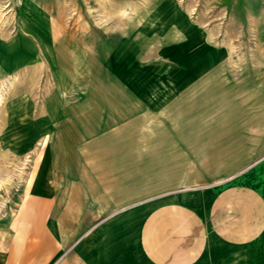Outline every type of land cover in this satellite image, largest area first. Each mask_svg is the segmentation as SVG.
<instances>
[{"label":"rangeland","instance_id":"1","mask_svg":"<svg viewBox=\"0 0 264 264\" xmlns=\"http://www.w3.org/2000/svg\"><path fill=\"white\" fill-rule=\"evenodd\" d=\"M260 24L264 0H0V256L58 261L85 251L88 224L177 192L123 177L159 164L145 136L176 132L184 70L216 59L225 85L258 69ZM206 176L182 188L235 175Z\"/></svg>","mask_w":264,"mask_h":264},{"label":"crops","instance_id":"2","mask_svg":"<svg viewBox=\"0 0 264 264\" xmlns=\"http://www.w3.org/2000/svg\"><path fill=\"white\" fill-rule=\"evenodd\" d=\"M259 30L261 49L264 24ZM256 61L257 70L228 78L225 85L212 65L216 59L208 69L183 71L191 80L167 102L177 114L176 132L166 135L160 127L145 136L159 143L151 146L161 151L159 164L148 162L123 177L129 189L142 183L158 191L177 183V192L88 224L85 251L51 262L56 253L27 249L14 258L1 255L0 264H264V48ZM218 174L235 176L214 187L182 188L193 178Z\"/></svg>","mask_w":264,"mask_h":264},{"label":"bare ground","instance_id":"3","mask_svg":"<svg viewBox=\"0 0 264 264\" xmlns=\"http://www.w3.org/2000/svg\"><path fill=\"white\" fill-rule=\"evenodd\" d=\"M58 56H60L61 57V59H62V61H63V63H64V65H65V62H67L65 59H64V57H65V51H63V48L62 49H60V52H58ZM106 79V81H109L107 78H105ZM114 114V113H113ZM133 122V121H132ZM110 156V155H109ZM114 163V162H113ZM102 166V165H101ZM1 233H2V231H1V229H0V236H1Z\"/></svg>","mask_w":264,"mask_h":264}]
</instances>
